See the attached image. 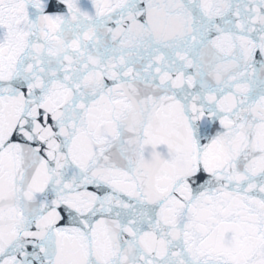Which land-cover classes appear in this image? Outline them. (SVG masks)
Returning <instances> with one entry per match:
<instances>
[{
	"label": "snow or ice",
	"instance_id": "obj_1",
	"mask_svg": "<svg viewBox=\"0 0 264 264\" xmlns=\"http://www.w3.org/2000/svg\"><path fill=\"white\" fill-rule=\"evenodd\" d=\"M0 264H264V0H0Z\"/></svg>",
	"mask_w": 264,
	"mask_h": 264
}]
</instances>
